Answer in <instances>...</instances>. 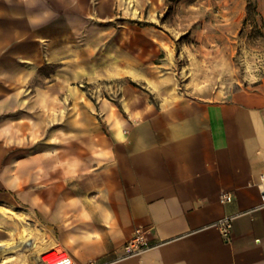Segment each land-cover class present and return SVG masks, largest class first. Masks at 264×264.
Listing matches in <instances>:
<instances>
[{"label": "rangeland", "instance_id": "rangeland-1", "mask_svg": "<svg viewBox=\"0 0 264 264\" xmlns=\"http://www.w3.org/2000/svg\"><path fill=\"white\" fill-rule=\"evenodd\" d=\"M246 2L60 0L58 16L40 26H0V206L23 213L0 211V241L26 227L41 229L43 251L63 248L41 205L57 169L66 170V150H99L100 138L120 137L128 116L153 106L224 97L264 78V26L256 14L258 29L242 26ZM256 3L264 17V0ZM14 69L26 70V85L5 82ZM29 261L0 256V264Z\"/></svg>", "mask_w": 264, "mask_h": 264}, {"label": "crops", "instance_id": "crops-1", "mask_svg": "<svg viewBox=\"0 0 264 264\" xmlns=\"http://www.w3.org/2000/svg\"><path fill=\"white\" fill-rule=\"evenodd\" d=\"M13 1L0 0V26L22 20L36 27L58 16L60 0L47 11L43 0ZM26 80L25 69L5 75L10 84ZM125 120L120 137L100 138L99 150H66V170L53 177L56 194L52 189L49 206L41 205L56 242L75 262L264 264L256 186L264 173V78L224 97H185ZM224 190L233 195L226 204L219 201ZM20 213L15 218L23 219ZM226 214H238L228 241L213 226ZM136 227L146 228L149 246L124 256Z\"/></svg>", "mask_w": 264, "mask_h": 264}, {"label": "built area", "instance_id": "built-area-1", "mask_svg": "<svg viewBox=\"0 0 264 264\" xmlns=\"http://www.w3.org/2000/svg\"><path fill=\"white\" fill-rule=\"evenodd\" d=\"M260 194V207H264V173L260 175V178L256 184ZM233 200V195L229 191H221L219 194V201L222 204L229 203ZM238 214L222 215L217 218L213 226L219 231L222 237L228 241L231 238L233 229V222ZM149 246V240L147 236V230L144 227H136L132 231L130 238L125 241L122 246V255H132L145 250ZM41 264H74L71 255L63 248H51L44 251L40 255Z\"/></svg>", "mask_w": 264, "mask_h": 264}, {"label": "bare ground", "instance_id": "bare-ground-1", "mask_svg": "<svg viewBox=\"0 0 264 264\" xmlns=\"http://www.w3.org/2000/svg\"><path fill=\"white\" fill-rule=\"evenodd\" d=\"M0 211L4 214L14 217H19L21 215L20 212L10 210L8 207L4 206H0ZM43 252L44 251L42 250V242L39 239V234L34 232L29 234L26 228H23L18 239H10L5 243L0 242V256L12 254L14 256L20 257L23 260L28 257L32 259V264H41L40 255Z\"/></svg>", "mask_w": 264, "mask_h": 264}, {"label": "trees", "instance_id": "trees-1", "mask_svg": "<svg viewBox=\"0 0 264 264\" xmlns=\"http://www.w3.org/2000/svg\"><path fill=\"white\" fill-rule=\"evenodd\" d=\"M253 14L258 15L259 21L261 22V26H264V17H262V15L257 12L256 0H247L245 17L242 20L243 27H245L247 23H251L253 25L254 30L258 29V18H255Z\"/></svg>", "mask_w": 264, "mask_h": 264}]
</instances>
